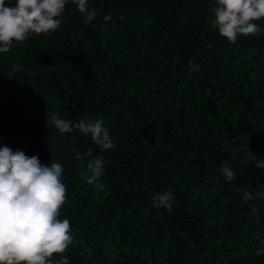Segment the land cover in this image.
Listing matches in <instances>:
<instances>
[{
	"label": "trees",
	"instance_id": "obj_1",
	"mask_svg": "<svg viewBox=\"0 0 264 264\" xmlns=\"http://www.w3.org/2000/svg\"><path fill=\"white\" fill-rule=\"evenodd\" d=\"M214 3L90 0L99 14L85 24L68 0L54 33L0 53V147L64 169L58 218L70 221L73 243L54 259L264 264V200L243 201L245 189L264 191V169L248 156L264 160V33L228 42L212 27ZM252 23L264 28V17ZM47 112L103 119L114 148L46 127ZM96 157L105 162L98 187L81 175ZM169 188L171 210L154 206Z\"/></svg>",
	"mask_w": 264,
	"mask_h": 264
},
{
	"label": "clouds",
	"instance_id": "obj_2",
	"mask_svg": "<svg viewBox=\"0 0 264 264\" xmlns=\"http://www.w3.org/2000/svg\"><path fill=\"white\" fill-rule=\"evenodd\" d=\"M67 3L68 0H16L15 6H8L5 0H0V53H8L14 40L24 42L30 33H54L63 22ZM72 3L85 24L97 18L99 13L90 0H72ZM213 12L212 27L230 43H235L238 35L264 33V28L252 23L264 17V0H215ZM189 65L192 71L199 68L194 61ZM18 70L15 66L12 69ZM45 124L46 127L51 124L61 134L78 129L84 136L90 135L102 151L114 148L103 119L84 116L74 122L47 112ZM85 155L91 157V150ZM248 156L257 168L264 169V160H257L251 151ZM76 159L84 165V156L79 152ZM63 172L60 163L51 161L50 166L45 165L37 155L29 157L19 149L0 147V264H70L66 255L54 259L55 253H65L73 243L70 221L58 218L66 203ZM104 172L103 158L96 157L88 160L81 175L88 184L98 187L96 182ZM219 172L227 182L236 179V172L228 162L221 165ZM257 197L264 200V191L243 190L244 203ZM152 199L154 206L170 211L175 196L169 188Z\"/></svg>",
	"mask_w": 264,
	"mask_h": 264
}]
</instances>
